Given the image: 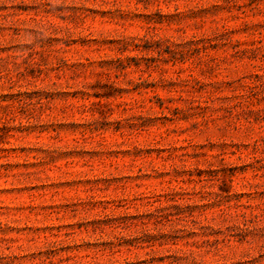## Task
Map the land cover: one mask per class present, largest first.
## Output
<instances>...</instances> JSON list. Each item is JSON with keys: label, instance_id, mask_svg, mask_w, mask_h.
Masks as SVG:
<instances>
[{"label": "rangeland", "instance_id": "rangeland-1", "mask_svg": "<svg viewBox=\"0 0 264 264\" xmlns=\"http://www.w3.org/2000/svg\"><path fill=\"white\" fill-rule=\"evenodd\" d=\"M0 264H264V0H0Z\"/></svg>", "mask_w": 264, "mask_h": 264}]
</instances>
